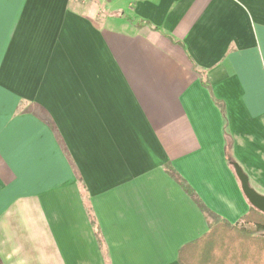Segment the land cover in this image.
Here are the masks:
<instances>
[{"label":"crops","instance_id":"0c3cea01","mask_svg":"<svg viewBox=\"0 0 264 264\" xmlns=\"http://www.w3.org/2000/svg\"><path fill=\"white\" fill-rule=\"evenodd\" d=\"M232 165L264 196V0H0V264H179L165 168L236 225Z\"/></svg>","mask_w":264,"mask_h":264},{"label":"trees","instance_id":"16d2710c","mask_svg":"<svg viewBox=\"0 0 264 264\" xmlns=\"http://www.w3.org/2000/svg\"><path fill=\"white\" fill-rule=\"evenodd\" d=\"M165 172L205 215L209 224L204 236L181 248L179 264H264L263 214L251 207L240 223L230 225L211 213L172 169L167 167ZM96 239L101 245L97 229Z\"/></svg>","mask_w":264,"mask_h":264},{"label":"water","instance_id":"95a60500","mask_svg":"<svg viewBox=\"0 0 264 264\" xmlns=\"http://www.w3.org/2000/svg\"><path fill=\"white\" fill-rule=\"evenodd\" d=\"M234 173L240 183L241 191L248 201L249 205L259 213L264 215V196L257 194L248 183L246 175L241 171L237 165H232Z\"/></svg>","mask_w":264,"mask_h":264}]
</instances>
